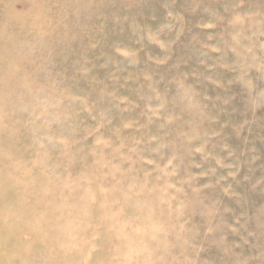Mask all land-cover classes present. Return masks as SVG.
I'll list each match as a JSON object with an SVG mask.
<instances>
[{
	"label": "rangeland",
	"instance_id": "374dc122",
	"mask_svg": "<svg viewBox=\"0 0 264 264\" xmlns=\"http://www.w3.org/2000/svg\"><path fill=\"white\" fill-rule=\"evenodd\" d=\"M0 226L13 264H264V0H0Z\"/></svg>",
	"mask_w": 264,
	"mask_h": 264
},
{
	"label": "bare ground",
	"instance_id": "6f19581e",
	"mask_svg": "<svg viewBox=\"0 0 264 264\" xmlns=\"http://www.w3.org/2000/svg\"><path fill=\"white\" fill-rule=\"evenodd\" d=\"M107 211V210H106ZM149 215V214H148ZM112 218V217H111ZM84 220V219H83ZM5 224V223H4ZM4 224L2 223L3 227H4ZM11 224V223H10ZM17 224V223H16ZM7 225V223H6ZM5 225V226H6ZM13 225V223H12ZM26 226V225H25ZM1 227V226H0ZM7 227V226H6ZM10 227V226H9ZM16 227L15 229H17L18 227L17 226H14ZM144 227V226H143ZM1 229V228H0ZM10 229V228H9ZM145 231V230H144ZM2 232V231H1ZM8 232L10 233V231L8 230ZM17 231H15L16 233ZM12 233V232H11ZM20 233V232H19ZM17 233V234H19ZM136 234V233H135ZM148 234V233H147ZM36 235V234H34ZM3 236V234L1 235ZM11 236H13L11 234ZM16 236V234H15ZM19 236V235H17ZM146 236V235H145ZM36 237V236H35ZM56 237V236H55ZM1 238V237H0ZM121 238V237H120ZM33 239V238H32ZM37 239V238H36ZM69 239V238H68ZM3 239L0 240V264H13L12 261H13V255H14V251L9 247V246H6L8 243L5 244V242H2ZM18 242V241H17ZM23 243V242H22ZM29 243V242H28ZM18 244V243H16ZM15 244V245H16ZM23 244H26V243H23ZM27 245V244H26ZM69 246V245H68ZM16 247V246H15ZM26 247V246H25ZM68 248V247H67ZM14 249V248H13ZM71 250V249H70ZM118 250V248H117ZM77 251V250H75ZM70 252V251H69ZM15 264H17V262H15Z\"/></svg>",
	"mask_w": 264,
	"mask_h": 264
}]
</instances>
